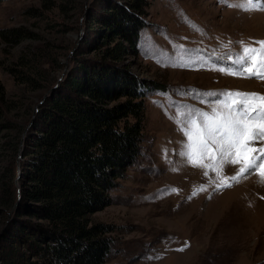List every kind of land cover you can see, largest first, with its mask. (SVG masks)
Listing matches in <instances>:
<instances>
[{"label": "rangeland", "instance_id": "obj_1", "mask_svg": "<svg viewBox=\"0 0 264 264\" xmlns=\"http://www.w3.org/2000/svg\"><path fill=\"white\" fill-rule=\"evenodd\" d=\"M102 1L82 0L66 11L52 7L35 15L30 8L40 11L41 0H0V30L9 37L0 35V85L11 100L5 104V119L21 126L29 118L28 127L29 113L33 115V108L77 59L96 57L100 41L94 35L104 28ZM243 3L146 0L141 7L146 24L139 32L138 52L129 48L120 64L164 90L142 91L141 152L110 190L111 202L91 214L92 220L114 226V242L104 264H264V183L259 176L245 173L239 181H229L231 187L217 188L221 181L215 171L193 166L181 154L188 142L182 113L189 109L210 113L222 99L211 93L264 95V80L228 74L229 69L236 70L233 60L241 51L240 42L258 46L255 41H264V10L230 6ZM13 27L29 30L35 38L14 41L8 30ZM28 45L40 47L33 63L39 67L40 74L34 77L41 88L19 82L11 73ZM254 146H264V141ZM9 152L2 154L3 163L13 167ZM240 167L226 165L222 176L231 177ZM1 209L0 204V232L9 221Z\"/></svg>", "mask_w": 264, "mask_h": 264}, {"label": "trees", "instance_id": "obj_2", "mask_svg": "<svg viewBox=\"0 0 264 264\" xmlns=\"http://www.w3.org/2000/svg\"><path fill=\"white\" fill-rule=\"evenodd\" d=\"M81 1L41 0L40 11L30 10L66 11ZM110 1L99 4L104 30L94 35L98 54L77 59L29 113L28 127L29 118L21 126L5 119L11 100L0 85V204L9 218L0 235V264H104L111 252L114 226L91 214L111 202L110 190L141 152L145 89L164 87L120 64L129 48L138 52L146 0ZM8 30L14 41L35 38L24 28ZM0 35L9 38L5 29ZM39 49L28 45L10 67L17 81L37 88L40 71L33 62ZM6 150L14 156L13 167L3 163ZM16 173L20 185L12 181Z\"/></svg>", "mask_w": 264, "mask_h": 264}, {"label": "snow or ice", "instance_id": "obj_3", "mask_svg": "<svg viewBox=\"0 0 264 264\" xmlns=\"http://www.w3.org/2000/svg\"><path fill=\"white\" fill-rule=\"evenodd\" d=\"M230 6L248 11L264 10V0H244L243 4ZM240 43L241 51L233 60L236 70L229 69L228 74L264 80V41H255L258 46ZM181 51L186 50L181 47ZM210 95L222 97L210 113L191 109L182 113L185 117L181 122L182 130L188 142L181 154L193 166L215 171L221 181L217 188L231 187L229 181L237 182L245 173L252 172L264 183V146H254L264 141V95L239 91ZM205 160L209 162L206 164ZM234 164L241 165L239 171L231 177H223V168ZM205 175H208L207 171ZM200 190H204L203 186Z\"/></svg>", "mask_w": 264, "mask_h": 264}, {"label": "water", "instance_id": "obj_4", "mask_svg": "<svg viewBox=\"0 0 264 264\" xmlns=\"http://www.w3.org/2000/svg\"><path fill=\"white\" fill-rule=\"evenodd\" d=\"M53 88H54V86H53L50 90H52ZM45 96H46V95L43 96L42 100L45 98ZM0 235H1V232H0Z\"/></svg>", "mask_w": 264, "mask_h": 264}]
</instances>
